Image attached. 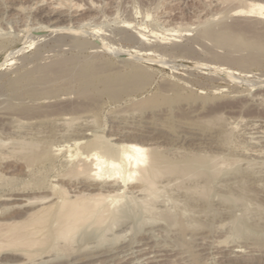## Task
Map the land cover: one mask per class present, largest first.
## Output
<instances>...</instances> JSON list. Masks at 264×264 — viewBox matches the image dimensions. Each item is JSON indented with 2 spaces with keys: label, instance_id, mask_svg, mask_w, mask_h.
<instances>
[{
  "label": "rangeland",
  "instance_id": "obj_1",
  "mask_svg": "<svg viewBox=\"0 0 264 264\" xmlns=\"http://www.w3.org/2000/svg\"><path fill=\"white\" fill-rule=\"evenodd\" d=\"M251 3L264 4V0H0V234L10 230L7 224L21 221L25 216V209L20 208L19 203H2V199L14 192H28V189L32 190L39 185L56 184L53 182L57 180L56 177L85 154L89 155L102 148L111 153L117 152V135L120 131L156 128L159 134L166 137L162 145L166 151H170L167 156L174 159L176 155V159L187 158L189 154L191 157L212 155L210 150L205 149V145H175L177 136L183 134L180 130L185 128L193 133L209 135L222 147V143L228 141L229 148H223L220 153L224 155L222 159H230L232 157L229 156L242 149L260 148L257 141L264 130V21L233 17L236 10H246ZM127 24L131 28L128 34L135 35L132 31L142 32L147 42L139 44L129 39L127 33H124ZM54 25L61 29L80 28L86 35L73 39L62 35V31L51 33L46 30L55 28ZM245 26H252V32L245 31ZM222 32L232 38L236 37L239 42L233 38L236 43L231 47L222 45L219 42ZM97 33L99 36H107L100 38L104 37L110 48L108 52L102 50L97 54L92 50L90 42L99 37ZM153 36L156 38L153 39ZM164 38L167 41L160 43ZM120 48L122 53H118L122 51ZM146 49L147 52L152 50V54L147 53ZM138 51L141 54L144 51L145 55L154 60L161 55L160 59L166 60L167 68H162L158 63L138 60ZM232 61H236L237 65L233 62L234 66ZM245 61L248 63L245 64ZM57 64L66 68L64 72L67 75L62 73L59 76L56 73L59 76L56 79L53 75L59 68ZM230 71L231 75H236V81L232 82L225 76ZM49 78L58 81L52 80L53 83ZM49 83L51 86H48ZM113 86H116L115 89ZM255 94L259 100L251 99ZM223 105L240 108L222 118H205V114L219 111ZM77 128H86L91 134L83 140L78 138L77 141L69 142L68 136L73 132L71 130ZM253 137L257 144L252 141ZM26 141L38 145L33 149V154L26 153L30 151L27 147L28 151L21 147L25 146ZM224 150L228 153H223ZM171 152L178 153L173 155ZM253 159L238 164L228 161L222 167L220 178L224 180L219 179L223 180L219 183L221 185L210 187L209 193L224 198L223 202L235 196L242 199L235 206V210H239H234L238 212L235 217V225L238 227L234 226L237 227L236 232L227 226L219 229L218 222L221 219H214V224L211 217L217 213L214 212L216 209L222 212L231 207L232 210L233 199L227 201V204L221 203L224 206L219 205L217 197L215 201H210V205V202H203L209 206L200 201L194 203V197L190 196L192 194L186 195L177 190L176 185H172L173 189L168 187L164 194V190L158 194L163 195L160 196L162 201L159 197L165 206L162 209H174L172 213L183 227L199 221L200 224H213L217 228L197 233L192 230L194 228L182 232L165 230V227H162V231L140 228V209L128 204L127 216L135 224L134 228L121 234L120 239L113 237L119 233L115 230L116 233H110L104 245L116 252L118 249L124 250L120 255L123 262L116 264H142L144 255L139 253L140 256H137L139 249L136 246L144 237L151 240L154 238L153 242L144 247L150 248H147V254H152L156 259H166L162 264H225L227 256L234 263H239L241 259L238 257L241 255L245 259L250 258L248 264H264V169L260 166L264 165V155ZM251 175L256 178L253 179ZM175 201L178 205L173 204ZM173 205L176 207L173 208ZM204 210L209 217H198L201 214L198 211ZM247 210L249 212L245 214ZM230 220L227 218L226 222ZM98 237L97 230H87L78 237L75 251H67L65 254L55 251L49 258H36L31 262L10 257L12 250L5 249L0 253V264H40L47 260H57V257L64 262L55 264H67L69 260L66 259L74 255L75 260L85 257L82 246L88 243L95 246ZM0 238L5 239L2 236Z\"/></svg>",
  "mask_w": 264,
  "mask_h": 264
},
{
  "label": "bare ground",
  "instance_id": "obj_2",
  "mask_svg": "<svg viewBox=\"0 0 264 264\" xmlns=\"http://www.w3.org/2000/svg\"><path fill=\"white\" fill-rule=\"evenodd\" d=\"M233 15H234L233 17H240V18L242 17V19H245L243 17H246V19L254 18L257 21L263 22L264 21V4H261V3L252 4L251 3L248 5V8L246 10H242V9H239L238 11L236 10V12H234ZM254 19H252V20H254ZM255 21H252V22H255ZM259 23H261V22H259ZM54 27H55V25H54ZM245 27H246V28H244L245 31H247L248 33L252 32V26L251 27L245 26ZM67 28H69V27H67ZM67 28L61 29V28L55 27V28L51 29V27H50V28H46V30L51 31V33L62 31L63 32L62 35H68L69 37H72V38L77 37V39L81 36L86 35V33L83 32V30L82 31L79 30L80 28L78 30L77 29L74 30L72 28L67 29ZM129 29H131L130 24L129 25L127 24L126 28L124 29L125 30L124 33H127L126 35L130 37L129 39L135 40V43H139V44H144L145 42H147L148 39L146 38V36L144 34H141L142 32L137 33L136 31L131 30L132 32H135L134 33L135 35H133V34L130 35V34H128ZM96 32H99V31H96ZM90 34L91 33H89V35ZM225 34H223V32H222V36L218 35V38L220 36L219 42L222 45H229L231 47L232 44L234 45L236 43L235 42L236 37H233V38H235V39H233L230 35H227V34L225 35ZM97 35H98V33H97ZM103 35L104 34H101V36L98 35L99 37L93 38L94 40H92L90 42L91 48H92V50H94V53L98 54L102 50L105 52L106 51L108 52L110 50L109 46L106 44V41H104V37L100 38ZM126 35H125V37H127ZM150 35H152V34H150ZM104 36H106V35H104ZM151 37L152 36H150V38ZM154 38H156V36H153V39ZM106 39H108V38H106ZM165 39L166 38H164V40L162 39L163 41H160V43L167 41ZM157 40L158 39H156V41ZM170 40L173 41V39H170ZM174 40H175V38H174ZM84 41H85V39H84ZM95 41H98L100 43V46L95 44ZM81 42H82V46H83V40ZM237 42H239V41L237 40ZM243 42H245V41H243ZM256 42H258V40ZM78 43H80V42H78ZM165 43H167V42H165ZM78 45H80V44H78ZM88 45H89V43H88ZM112 45L110 44V46H112ZM113 46H115V45H113ZM140 48H142V47H140ZM112 51H113V49H112ZM116 52H117V50H116ZM122 52H123V50L120 52L118 51V53H122ZM133 52H131V54ZM146 52H147V49H146ZM151 52H153V51L151 50ZM151 52H149L150 55L152 54ZM110 53H111V51H110ZM111 54H113V53H111ZM160 56L161 55H159V59H160ZM127 57H128V55H127ZM137 57L139 58L138 60H146L148 62L158 63L161 65L162 68H167V64L165 63L166 62L165 59H164L165 62L163 60H161L162 58L160 60L158 58H157L158 60L157 59L156 60L151 59L152 57L149 58V56L147 54L146 55L144 54V51H143V54L140 53ZM233 62L236 63V61H232V63ZM252 62L254 63L253 60H252ZM228 63H229V61H228ZM247 63H248V61H247ZM247 63L245 61V64H247ZM66 64H67V62H66ZM66 64L64 66H66ZM230 64H231V62H230ZM236 65H237V63H236ZM240 65L241 64H239V66ZM234 66H235V64H234ZM57 67H59L58 64H57ZM62 67H63V65H62ZM62 67H59V68H62ZM59 68H57L56 72L54 73L55 75H56V73H57V75L59 74V76H62L61 75L62 73L63 74L66 73V75H67V72H64L66 70V68L64 69V67H63V69H60V71H59ZM209 68L214 69L211 66ZM51 70L50 71L53 74V72H54L53 68H51ZM217 71H218V69H217ZM225 71H227L226 68H225ZM55 75H53L54 77L53 76L52 77L53 78L59 77V76H57V75L55 76ZM46 76L45 77L43 76L44 80L46 79ZM225 76L228 77L232 82L237 80L235 77L236 75L235 76L231 75V71L229 74H226ZM39 78L40 77H38V80H39ZM53 78L52 79L49 78L51 80V82L55 81V79H53ZM60 79H61V77H60ZM40 81H41V83L43 82L42 80H40ZM46 81H48V80L46 79ZM57 81H55V82H57ZM55 82H53V83H55ZM50 83L48 84V86H51ZM42 84H45V82ZM115 87L113 86L114 89H115ZM47 88H49V87H47ZM254 96L255 97L254 98L251 97V99L254 100L256 98L257 100H259L258 95L255 94ZM39 97H40V95H39ZM47 98H48V96H47ZM217 107H219V106H217ZM238 108H240V107H237L236 109H234L232 107H228L226 105H223L221 108H219L220 109L219 111L212 112L211 114L210 113L205 114V118H210V119L222 118L223 115H225V114H231V113L233 114V112H237ZM242 108H244V107H242ZM171 112L173 113V110H171ZM203 115H204V113H203ZM48 117H46V118H48ZM176 117H178V116H176ZM202 118H204V117H202ZM61 119H63V118H61ZM60 123H63V122H60ZM230 124H231V122H230ZM187 125H188V123H187ZM188 127H191V126H188ZM85 129L83 130V129L77 128V129L71 130V132L72 131L73 132H72V134L69 133L70 134V136H68V137H70L69 142L77 141L78 138H79V140H83L86 137H88L91 133L89 134L87 131L88 129L87 130H85ZM186 129L187 128L180 130V132L183 134L177 136L178 139H176V141L174 142L175 145L186 146L188 144V146H195V147H197L199 145H200V147H201V145H203V146L205 145V147H206L205 149L210 150V153H212V155L210 154L211 156L209 155L206 157L205 156L204 157H200V156L199 157H195V156L191 157L189 154L188 157L190 156V158H188V157L183 158V157H180L182 152L180 150H178V148L176 147L177 151L181 152L180 156H179L181 159L180 158L176 159V157H177L176 154L178 152L177 153L171 152V153H174L173 155H176V156H173V157H175V159L170 158L169 156H167L168 155L167 153L168 152L170 153V151H166L162 145V143L166 142L165 141L166 137H163L161 134H159L157 132L158 131L157 129H156V131L151 130V129L143 130V128L137 129V130H129L128 129V130L120 131L119 134L117 135L118 136L117 139L119 140L118 143L116 142L118 145L117 152L111 153L110 151L102 148L101 150L93 152L89 155L85 154V156L83 158H81L77 162L73 163L70 167H68L67 170H65L64 173H62V174L60 173L56 177L57 180L53 181L56 184H49L48 186H42V185L40 186L39 185L32 190L28 189L27 190L28 192L23 190L24 192L19 191V192H14L12 194L7 195L6 198L1 200L2 203L3 202L4 203H11V204L14 203V205H16V203L17 204L19 203L20 208L25 209V211H24L25 216L23 217V220H21V221L12 222V223L7 224V225H9L10 230L7 231L6 233H4L3 235L0 234V237L2 236L3 238H5V239L0 238V253H2L3 250H5V249H9V250H12L11 253L8 252L10 255H12L10 257L19 258V259L22 258L23 260L26 259L29 262H31V260H34L36 258H38V259L43 258V257L49 258L51 256V254L54 253L55 251L62 252V254H65L67 251H75V247H76V244L78 243V237L79 236H81L87 230L95 229L99 232V237L97 239V242H94L95 246L92 247L91 246L92 243L91 244L90 243L84 244L82 246V248L84 249L82 252L85 253L86 256L83 258H80L78 260H75L74 256H76V255H74L70 259L69 258L66 259V261L69 260V262H67V264H110V263L116 264V262H123V260L120 259V255L124 251L123 249H121V250L118 249L119 251L116 252V251H114V250H112V249H110L104 245L106 244L107 237L109 236L110 233L113 234L114 232L116 233V231H119V233L114 234L113 237L120 239L121 234H125V232H127V231H132V229L134 228L135 224L130 222L129 218H128L129 216H127L126 206L128 204L131 205L132 207L134 206L138 210L140 209L141 214L138 218V221L140 223V225H139L140 228L148 227L150 230L152 229V231H153V230H157V229L161 230L162 227L163 228L165 227V230L166 229L173 230V231L179 230L181 232L185 231L186 229L194 228L192 230H196L195 231L196 233L198 231L202 232L203 230H207V229L212 230V229L217 228L213 224L212 225H204L203 223L200 224V223H198L199 221L194 223V224H188L186 226L184 225V227H183L178 221H176L177 217L172 213V210H174V209L171 210V207H170V209H168L167 207H166L167 209L166 208L162 209V207L164 208L165 206H164V204L161 203L162 197H160V196L166 192L165 191L166 188H168V187L172 188V185H176L178 187V188L175 187L177 190L183 191L186 195L192 194L190 196L192 198L193 197L195 198V199L194 198L192 199V200H194V203H195V201H200L202 203L203 202L209 203L210 201L213 202V201H215L214 198H216V197L218 198V199H216L218 201V203L220 202L219 205H221V203H226L227 201L229 202L230 196L227 197L229 199H225L223 202L224 198L220 199L219 196H213L211 193H209L210 187H211V185L216 186L217 184H219L221 181L224 180V178H220V176L223 173V171H222L223 165H226L228 163V161L231 162V160H232L235 164L236 163L238 164V163L245 162L248 159L258 158V157H261L264 155V135H263L264 130L261 128L263 131H261V130L260 131L263 133H262V135L260 133L261 137H258V141L256 139L257 143L259 144L258 146H260V148L257 149V147H255V148H251L248 150L242 149L238 152L239 154L234 153L235 155H233V156L228 155L229 157H232V158L222 159L221 156H224L223 154L220 155L222 149L225 147L229 148V146L227 145V144H229L227 140H226L227 141L226 143L225 142L222 143L223 144V147H222V145H219V143H217L216 140L213 139L212 137H210L209 135L206 136L204 134L193 133V132H190L189 130H186ZM205 131L206 130H204L203 132H205ZM178 132H179V130H178ZM62 133H64V132H62ZM113 136H115V135H113ZM164 136H166V135H164ZM225 136L229 137V134H226ZM248 136H250V135H248ZM258 136H259V134H258ZM208 137H210V138H208ZM255 137H257V136H255ZM251 139L255 143V141H254L255 138L253 137ZM198 141H200V142L204 141V142L200 143ZM252 141H250V143H252ZM24 143H22V145ZM257 143H255V144H257ZM21 147H24L23 150H25L26 147L28 148V150L30 149V151H28L26 148V151H28L26 153H28L30 155V154L34 153L33 149L37 148L38 145L34 144V143H28L26 141L25 146L23 145ZM231 147H230V149H231ZM240 148H241V146H240ZM172 149L173 148H171V150ZM225 150L223 151V153L225 152ZM233 150L235 152L236 148ZM21 151L22 150H20V152ZM229 153H230V155H232V152H229ZM29 160L32 161V158H30ZM221 160H223V161H221ZM220 161H221V163H219ZM230 162L228 164L229 166H231ZM260 166H261V168L264 169V165H260ZM14 168H15V166H14ZM28 168H30V165L27 166V169ZM224 168H225V166H224ZM15 169H13V170L15 171ZM256 172H258V171H256ZM248 174H250V173H248ZM259 175H260V172H259ZM259 175H258V177H259ZM243 176H245V175H243ZM255 176H257V175H255ZM263 176L261 174V177H263ZM234 178L237 179V177H234ZM254 178H256V177H253V179ZM219 179H223V180H219ZM231 179H232V177H231ZM231 179H230V182H232ZM248 179H249V177H248ZM250 179H252V178L250 177ZM259 179H260V177H259ZM261 181L259 180V182H261ZM236 182H237V180H236ZM253 182L255 183V180ZM253 182H251V183L253 184ZM256 182H258V181H256ZM248 183H249V181H248ZM219 185H221V184H219ZM254 185H257V184H254ZM215 186H214V188H215ZM222 186L225 187L224 185H222ZM234 186H235V184H234ZM230 187L232 188V186H229V188ZM173 188H174V186H173ZM230 189H227V190H230ZM161 190H164V192H162V194L160 196H158L159 192L161 193ZM231 191L232 190H230V192ZM30 194L33 196L32 197L26 196V195H30ZM180 195H182V193ZM230 195H232V194H230ZM262 195H264V194H262ZM159 197H160L161 201L159 200ZM191 197H189V198H191ZM235 197L234 198L231 197V200L233 199V201H234V204L232 201V204L234 205L233 206L234 208H232V210H230L231 207L230 208L227 207L228 209H225V210L223 208L224 211H222V212H220L218 209H216V211H214V212L215 213L217 212V213L215 215L211 216L213 218L212 221H214V219H216V218H218V220L221 219V220H219L220 222H218V223H220L219 224L220 226H218L219 229L220 228L225 229V227L227 226L228 228L230 227L231 230L235 231V228L238 227L237 224H236L237 227H234V226H236L235 222L237 220V218H235V217H237L236 213H238V212L235 213V211L239 210V209L235 210V206H236V203L241 201L242 199H238L237 197L236 198ZM170 200L168 202H171ZM231 200H230V202H231ZM159 201L161 204H159ZM176 202L177 201L173 202V204L178 205V202L177 203ZM211 202L209 203V205L212 204ZM165 203H167V202H165ZM228 204H230V203H228ZM176 205H173V208H174V206L176 207ZM204 205H208V204L205 203ZM221 206H224V204ZM221 206H220V208H221ZM243 206L245 207V204ZM236 208H238V207H236ZM245 209H248V207H246ZM204 211H198L201 214H198L197 216L198 217H203V216L209 217L208 212L206 210H204ZM248 212H249L248 210H247V212L244 211L245 214L246 213L248 214ZM226 217L231 219L230 222H228V223L226 222V220H227ZM233 218H235V219L233 220ZM206 222L208 223V221H206ZM213 223L215 224V221ZM1 224L2 223L0 222V225ZM149 229H148V232H149ZM145 236H146V234H145ZM142 240H143V242L141 243ZM142 240L140 241L139 245L136 246L139 249V250H137V252H138L137 256L139 255V253L141 255H144L143 259H141V257H140V259L142 260V264H162L163 263L162 261L164 260V258H163V260H162V258L156 259V257H154L151 254L153 256L152 257L151 255L147 254L148 253L147 252L148 247L147 246H146L147 248L144 247V245H149V243H151V241H152L151 238H147V237L145 238L144 237V239H142ZM151 245H150V247H152ZM156 245H157V243H156ZM132 247H135V246H132ZM82 248H79V250ZM154 248H156V247H154ZM148 249L150 250V248H148ZM154 251H152V252H154ZM237 252H239V251H237ZM8 253H6V254H8ZM236 254L237 253H235V256H236ZM244 254H245V252H244ZM147 255H149L150 257H147ZM241 256L238 257L239 260L241 259L239 263H234L230 256L229 257L227 256L225 258V261L227 264H244V263H247L248 259L250 260V258L245 259ZM246 256L247 255H245V257ZM161 257H162V255H161ZM55 259H57V260L43 261L41 259L40 261H43V262H40V264H55L58 262H64V261H61V259H58V257ZM127 260L125 262H127Z\"/></svg>",
  "mask_w": 264,
  "mask_h": 264
},
{
  "label": "water",
  "instance_id": "obj_3",
  "mask_svg": "<svg viewBox=\"0 0 264 264\" xmlns=\"http://www.w3.org/2000/svg\"><path fill=\"white\" fill-rule=\"evenodd\" d=\"M95 44H97L98 46H100V43L98 41H95Z\"/></svg>",
  "mask_w": 264,
  "mask_h": 264
}]
</instances>
